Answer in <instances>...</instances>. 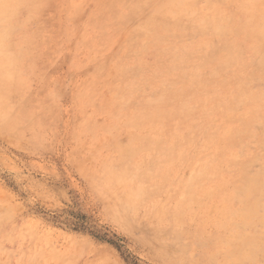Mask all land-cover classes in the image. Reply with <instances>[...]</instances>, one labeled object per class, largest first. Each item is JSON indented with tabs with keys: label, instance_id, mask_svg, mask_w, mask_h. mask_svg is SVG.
Returning a JSON list of instances; mask_svg holds the SVG:
<instances>
[{
	"label": "rangeland",
	"instance_id": "1",
	"mask_svg": "<svg viewBox=\"0 0 264 264\" xmlns=\"http://www.w3.org/2000/svg\"><path fill=\"white\" fill-rule=\"evenodd\" d=\"M0 264H264V0H0Z\"/></svg>",
	"mask_w": 264,
	"mask_h": 264
}]
</instances>
